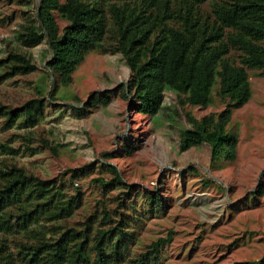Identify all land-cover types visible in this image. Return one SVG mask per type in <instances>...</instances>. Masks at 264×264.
<instances>
[{
  "label": "trees",
  "instance_id": "obj_1",
  "mask_svg": "<svg viewBox=\"0 0 264 264\" xmlns=\"http://www.w3.org/2000/svg\"><path fill=\"white\" fill-rule=\"evenodd\" d=\"M26 12L16 32V47L0 56V83L37 71L29 48L46 41L51 56L45 72L52 81V100L62 86L73 82L78 65L92 49L119 53L130 76L113 93H120L136 113L154 116L164 105L169 88L182 106L206 108L217 97L226 103L218 112L197 117L185 112L187 126L179 130V149L204 143L210 146L212 165L237 158L239 137L229 128L234 109L252 97L249 69L264 76V0H37ZM56 13L67 21L61 29ZM42 96L10 108L0 105L3 129L31 128L42 120L47 106ZM104 104L112 100L104 92ZM77 116L98 103L90 96ZM126 152L132 151L125 145ZM0 152L18 150L0 142ZM90 165L69 169L73 176ZM105 187L122 182L118 170ZM79 176H76L77 179ZM59 177L43 179L16 164L0 162V264H120L129 255L138 231L125 211L108 209L87 217L85 228L65 221L81 205V190L68 193ZM264 182L256 193L262 194ZM153 207L161 196L150 197ZM159 202V204H157ZM156 203V204H155ZM116 212V215L113 213ZM99 217V219H98ZM18 235V236H16ZM10 236L15 238L10 239ZM171 236L148 246L134 261L148 264L158 259ZM244 260L237 264H263Z\"/></svg>",
  "mask_w": 264,
  "mask_h": 264
},
{
  "label": "rangeland",
  "instance_id": "obj_2",
  "mask_svg": "<svg viewBox=\"0 0 264 264\" xmlns=\"http://www.w3.org/2000/svg\"><path fill=\"white\" fill-rule=\"evenodd\" d=\"M37 3L0 0V56L17 48L16 32L26 12L33 13ZM56 19L61 29L67 24L58 13ZM28 51L38 70L0 83V105L15 108L40 97L41 85L47 90V106L35 127L5 130L0 119V142L19 151L0 152V162L16 164L43 179L59 177L70 194L80 188L82 203L66 219L68 225L85 228L87 217L99 216L103 204L125 211L138 238L120 264H138L134 260L150 244L168 236L171 240L158 259L148 264H237L264 256V191L255 194L264 182L261 70H248L252 97L234 109L229 124L239 137L236 160L212 165L206 143L179 149V130L187 126L186 111L200 117L225 107L215 90L213 103L201 108L180 105L167 88L159 113H136L120 93L112 92L130 76L123 56L92 49L75 70L73 82L60 87L52 100V81L45 72L51 49L44 41ZM106 91L112 96L108 104L101 101ZM90 96L98 104L79 118L77 110L84 103L76 98L86 101ZM125 145L131 146L130 153ZM90 164L78 171L77 179L69 171ZM113 167L122 182L116 180L105 187L96 178L110 181L116 175ZM154 192L161 196L157 207L150 200Z\"/></svg>",
  "mask_w": 264,
  "mask_h": 264
}]
</instances>
